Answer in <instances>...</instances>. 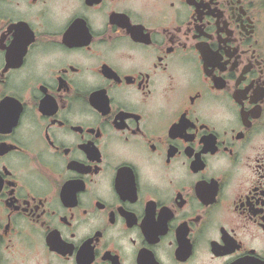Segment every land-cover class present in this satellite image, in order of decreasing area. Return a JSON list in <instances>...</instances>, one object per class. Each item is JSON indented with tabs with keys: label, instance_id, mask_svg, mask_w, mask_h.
Returning <instances> with one entry per match:
<instances>
[{
	"label": "flooded vegetation",
	"instance_id": "flooded-vegetation-1",
	"mask_svg": "<svg viewBox=\"0 0 264 264\" xmlns=\"http://www.w3.org/2000/svg\"><path fill=\"white\" fill-rule=\"evenodd\" d=\"M0 264H264V0H0Z\"/></svg>",
	"mask_w": 264,
	"mask_h": 264
}]
</instances>
